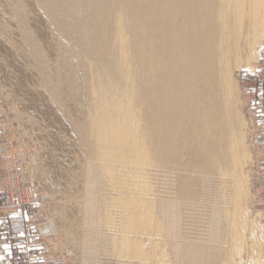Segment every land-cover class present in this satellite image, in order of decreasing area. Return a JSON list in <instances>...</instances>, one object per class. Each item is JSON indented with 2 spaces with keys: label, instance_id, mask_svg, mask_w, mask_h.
Masks as SVG:
<instances>
[{
  "label": "bare ground",
  "instance_id": "6f19581e",
  "mask_svg": "<svg viewBox=\"0 0 264 264\" xmlns=\"http://www.w3.org/2000/svg\"><path fill=\"white\" fill-rule=\"evenodd\" d=\"M263 31L264 0H0V83L81 264H264L233 80Z\"/></svg>",
  "mask_w": 264,
  "mask_h": 264
},
{
  "label": "rangeland",
  "instance_id": "374dc122",
  "mask_svg": "<svg viewBox=\"0 0 264 264\" xmlns=\"http://www.w3.org/2000/svg\"><path fill=\"white\" fill-rule=\"evenodd\" d=\"M258 39L250 62L244 68L234 70L233 80L238 95V110L245 123L240 130L241 133L243 131V143L249 154L245 163L248 169L244 166L249 173L247 179L251 197L247 201L248 211L264 229V31ZM2 87L0 83V173L4 187V199L0 205L8 200L6 186H11L14 191L20 189L19 200H27L28 204L1 213L20 210L30 217L29 226L25 229L26 236L21 242L25 254L20 260L25 264H81L76 248L69 244L56 223L58 210L70 202L72 194L67 191L64 194L67 198H63L61 192L45 190L44 177H37L33 159L36 161L37 156L46 151L47 144L41 141L32 125L23 120L25 111L21 98ZM51 222L56 225L54 232L42 233L41 227ZM168 250L165 248L170 257ZM81 254L88 259L85 252ZM170 259L175 261L172 257ZM173 260L165 263L176 264Z\"/></svg>",
  "mask_w": 264,
  "mask_h": 264
},
{
  "label": "crops",
  "instance_id": "0c3cea01",
  "mask_svg": "<svg viewBox=\"0 0 264 264\" xmlns=\"http://www.w3.org/2000/svg\"><path fill=\"white\" fill-rule=\"evenodd\" d=\"M3 199L4 187L0 173V203ZM29 222L30 217L26 212H0V264H25L20 260L25 254L21 242L26 236L23 230L29 226Z\"/></svg>",
  "mask_w": 264,
  "mask_h": 264
},
{
  "label": "built area",
  "instance_id": "2783aa9c",
  "mask_svg": "<svg viewBox=\"0 0 264 264\" xmlns=\"http://www.w3.org/2000/svg\"><path fill=\"white\" fill-rule=\"evenodd\" d=\"M5 192L8 196V200L4 205H0V212L5 210L8 211L17 210L20 209L24 204H28L27 200H22V201L19 200L18 192H21L20 189L14 191L11 186H6Z\"/></svg>",
  "mask_w": 264,
  "mask_h": 264
}]
</instances>
